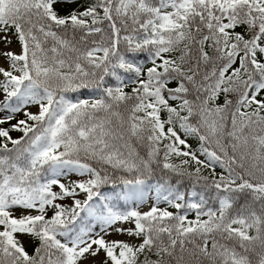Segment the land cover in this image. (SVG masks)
Here are the masks:
<instances>
[{
	"label": "snow or ice",
	"instance_id": "snow-or-ice-1",
	"mask_svg": "<svg viewBox=\"0 0 264 264\" xmlns=\"http://www.w3.org/2000/svg\"><path fill=\"white\" fill-rule=\"evenodd\" d=\"M0 264H264V0H0Z\"/></svg>",
	"mask_w": 264,
	"mask_h": 264
},
{
	"label": "rangeland",
	"instance_id": "rangeland-1",
	"mask_svg": "<svg viewBox=\"0 0 264 264\" xmlns=\"http://www.w3.org/2000/svg\"><path fill=\"white\" fill-rule=\"evenodd\" d=\"M58 7H60L61 12H62V14H63L64 12H67L68 10H70V8H72V7H76V5H65V6H58ZM15 47H16V46L13 45V48H15ZM30 110H31V111H36L35 108H32V109H30ZM22 118H23L22 114L17 116V119H22ZM13 123H15V121H13ZM6 126H8V125H4V127H6ZM11 135L15 138V137L21 135V133L13 132V133H11ZM190 141H191V140H190ZM190 141H189V142H190ZM177 162H178V161H177ZM65 202H66V203H70V201H65ZM160 206H164V207L166 206V207H169V206H168L167 204H165V203H161ZM142 210H147V205H144V207L142 208ZM110 238H113V239H128V237H126V236H120V237L113 236V237H110ZM22 242H23L24 244H27V243H28V238H27L26 236L22 237Z\"/></svg>",
	"mask_w": 264,
	"mask_h": 264
},
{
	"label": "trees",
	"instance_id": "trees-1",
	"mask_svg": "<svg viewBox=\"0 0 264 264\" xmlns=\"http://www.w3.org/2000/svg\"><path fill=\"white\" fill-rule=\"evenodd\" d=\"M86 95L87 94H84L81 98H86ZM190 143L193 146V150H196L198 148V145H197V143L195 141L191 140ZM105 192H106V194H110L109 190H107V189L105 190ZM160 207L161 208H165L166 206L165 207L164 206H160ZM169 210H174V209L169 208ZM27 238H28V243L25 244V246H26V249L29 251V253H31L32 250H33V244H34V242L29 237H27Z\"/></svg>",
	"mask_w": 264,
	"mask_h": 264
}]
</instances>
